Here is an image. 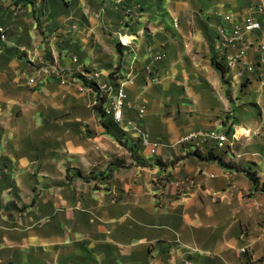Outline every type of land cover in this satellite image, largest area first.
Segmentation results:
<instances>
[{"label": "crops", "instance_id": "1", "mask_svg": "<svg viewBox=\"0 0 264 264\" xmlns=\"http://www.w3.org/2000/svg\"><path fill=\"white\" fill-rule=\"evenodd\" d=\"M14 3L24 7L19 20L0 13L6 36L0 40V264H264V68L245 70L243 79L222 73L218 36L219 28L232 27L224 16L243 24L251 7L264 0H73L55 22L61 9L54 10V0H0V9ZM126 4L141 7V15L123 28ZM254 17L264 30V16ZM69 25L77 32L58 66L97 69L104 80L120 67L119 80L134 78L127 91L145 104L142 124L159 143L141 161L128 151L131 169L112 170L110 163L124 152L115 139L102 136L98 151L106 161L98 164L92 155L83 164V171L95 175L94 184L57 186L54 196V170L35 169L26 156L6 153L5 145L9 138L16 150L26 138L23 147L39 143L51 135L44 128L54 135V117L67 116L57 123L67 129L90 120L80 79L62 85L32 73L28 64L47 62L48 52L54 57V30L64 34ZM119 37L129 44L118 49ZM258 40V34L246 36L232 49H247L242 69L256 66ZM158 53L167 55L155 68L165 77L147 84L145 68ZM32 75L40 79L29 94ZM27 97L34 107L23 104ZM209 129L228 134L232 146L215 150L233 168L201 161L191 155L194 148L177 144ZM240 130L247 134L238 137ZM40 158L41 165L54 160V151ZM235 168L255 173L259 187ZM106 171L115 176L113 185L100 177ZM164 178H191L196 185L181 194L162 185ZM44 184L48 188L36 196Z\"/></svg>", "mask_w": 264, "mask_h": 264}, {"label": "rangeland", "instance_id": "2", "mask_svg": "<svg viewBox=\"0 0 264 264\" xmlns=\"http://www.w3.org/2000/svg\"><path fill=\"white\" fill-rule=\"evenodd\" d=\"M4 3L5 2H9L10 0H2ZM54 5L55 8L54 10H56L57 8H60L61 10L54 14V22L56 21L57 17L55 15L59 14V13H63V11L66 13L68 11V8L73 5V0H54ZM259 5H263L264 4H255L253 5L251 8V12L257 8V6ZM0 11H2V9H0ZM8 12L10 13V15L12 16L13 20H19L20 16L23 15L24 13V7L18 9L17 4L14 3L13 5H7L6 7H4V10L0 13L3 12ZM123 14V19H122V27L123 28H128L132 25V23L136 20V18L138 16L141 15V7L137 6V5H128L126 4L123 8L122 11ZM227 16H224L223 20L226 24H231L229 22L226 21ZM240 24V23H239ZM1 27H3V25L0 24ZM175 26H179V23L177 22ZM231 29H226V27H222L219 28V43L221 44L222 42V36H221V32H226V35L228 36H232L233 34V30H234V25L231 24ZM65 27V26H64ZM75 27V30L72 31V33L69 34V30H72V28ZM150 28V27H149ZM60 27L58 29L54 30V39L56 40L57 45L59 46L58 49L54 50V57L52 56V52H48L47 54V62H42V63H31L28 62L29 66L31 67V72L34 73H38L40 75V77H42L43 75L41 74V69L44 67H53L58 69L61 73L62 76H64L67 79V83L63 84L61 78L59 77H53V78H57V80L60 82V84L62 85H69L70 84V79H72L73 77H75V79H79V76H83L86 77L89 74H92L93 72H97V69H77L74 71V69H67V68H60L58 66L57 63L60 57V53L62 50H64V48H66V44L70 43V41H72V37L74 36L75 32H77V26L76 25H69L68 27L65 28V32L64 34L59 33ZM149 33L151 32L150 29H148ZM119 41V45H118V49L123 47V43H122V39L121 37H119L118 39ZM240 45V44H237ZM50 51V50H48ZM21 53H24L23 51H21ZM71 53V52H70ZM221 54L223 56V62H224V67L226 69V71H229L226 67V63H225V55H226V51L223 52V48H222V44H221ZM18 57L22 58L23 56H21L20 54H15ZM159 58H161V60H159ZM167 59V55L163 54V53H158L155 54V56L153 57L152 63L151 65L147 66L145 68L147 77L145 78V81L147 84L151 83L154 84L161 82L162 78H164L165 76H162L160 74L159 71H156V65L163 63L164 61H166ZM60 61V60H59ZM165 63V62H164ZM222 68H224L223 66H221ZM219 66V69L221 70V68ZM120 67L116 68V71H114L112 74L109 75V79H102L101 76V82L104 83H108L110 84L114 89H116L117 87H119L121 84H124L126 87V92L128 94V99L126 102V107L124 108V116H125V121L128 120H134L137 121L141 127L147 132L148 136H149V140L152 143H159V141H155L152 136L150 135V133L145 129L144 125L142 124V120H138V107H144L146 108L145 104H139V102H134L130 96L129 93L127 91V86L130 84L134 83V78H129V77H124L122 80H119L120 78L117 77V74L119 73V71H117ZM225 71V73H226ZM165 74H169V72H165ZM42 75V76H41ZM164 75V74H163ZM120 76V75H118ZM37 78L36 80L40 79L39 76H31V78ZM44 77V76H43ZM63 77V78H64ZM47 78V77H45ZM29 79V80H30ZM104 81V82H103ZM120 81V82H119ZM74 83V81L72 82ZM80 84H82V86H79L78 91L82 92V93H86V98L90 100V120H83V121H77L75 123V126L73 129H67L64 126L58 125L57 123L61 124L59 122L63 121L64 119H67V116H62L60 118H56L54 117V135L53 133V129L52 132L51 130H46L47 128L40 129V131L42 132H48L51 135L44 138H40L38 141L39 143H35V144H29V146L23 147V144L26 141H29V139H25L20 146L19 149L20 150H16V148H14L13 145V140L12 138H9L8 142L6 143V153H17L16 155L18 157H24L26 156L27 159H29L30 164L34 166L35 169H43L45 170L46 168L49 169H53L54 170V196H55V192H56V188L57 186H63L66 185L67 183L69 185H72L73 182H75L76 185L78 184H94L93 181V177L95 176L93 173H88L86 171H83V164L89 159V156H94L96 159H98L96 162L99 164L100 161L105 160L106 158L103 157V154H101L98 151V148L101 149V141H98V139L100 140V138L102 136H105L106 134L109 135L110 137H112L113 139H115L118 143V145L122 148V151L124 152L123 155L119 158H121L122 160H117L116 162H112L110 163V165L112 166V170L114 169H131L134 164L132 163V165L127 166L126 163L128 162L129 159V152L132 153L131 155L133 157H137L139 161H141V155L142 153H144L147 148H144L142 146V141L143 138H140L136 135V133H134L132 131V129H127L125 125H119L116 124L113 120V117L111 115H108V113L106 112V109L111 105L112 100H109L108 98H106V102H104L103 105V110L105 112V115H102V113L99 112V110L97 109V105H99L101 103V98L102 96H106L105 94H101L98 95L93 89H91L88 86L83 85V83L80 80ZM31 84L30 81H28V89L27 92L30 94V92H33L34 90L31 88ZM81 87V88H80ZM26 106H35V104L31 101L30 97H27L25 103ZM127 117L129 118H126ZM44 122L46 121L45 118L42 119ZM57 120V122H56ZM44 126H47V124H44ZM107 126V128L105 127ZM104 128V132H101L100 128ZM108 129V130H107ZM54 141V142H53ZM18 148V147H17ZM210 149H205V150H201L200 152L203 153L205 152L206 154L209 153ZM54 151V160H49L48 162H42L44 163L43 165H41V154L43 152L48 153V155L50 156ZM129 151V152H128ZM215 154L216 150L214 151ZM25 153V154H22ZM46 155V154H45ZM49 157H46V159ZM45 159V161H46ZM53 159V158H52ZM104 162V161H103ZM138 164V166L143 167L142 163L136 162ZM100 164H102L100 162ZM230 165V164H229ZM6 168H9V166H7ZM69 168V170H73V172H71L69 175L67 174L66 170ZM99 168V167H97ZM70 170V171H71ZM100 172V171H99ZM96 173V174H99ZM83 174L84 178L89 179V181H84L83 179L79 178V174ZM77 178H76V177ZM2 176L0 175V180H1ZM79 178V179H78ZM115 176L112 175L110 177V179L107 181L108 185H113L114 181H115ZM83 180V181H82ZM97 184V183H96ZM47 185L44 184L43 187L41 188L42 190H38L36 189L35 194L37 196V194H40V196L43 194V191H46L45 189H47L48 187H46Z\"/></svg>", "mask_w": 264, "mask_h": 264}, {"label": "built area", "instance_id": "3", "mask_svg": "<svg viewBox=\"0 0 264 264\" xmlns=\"http://www.w3.org/2000/svg\"><path fill=\"white\" fill-rule=\"evenodd\" d=\"M254 15L264 16V6L259 5L255 8L249 17H247L243 24H239L237 19L234 16H227L225 19L227 22L234 25V30L232 36L226 35V32H221L222 36V48L223 52L226 51L225 63L229 71H232L236 74L237 78L243 79L245 77V70H249L251 74L257 69V66L261 69L264 68V30L259 21L256 20ZM178 28V26H175ZM75 30V27L72 30H69V34ZM259 35V40L254 50V55L256 57V66L245 64L244 68L243 63L247 58L248 51L247 49H239L236 52H232L237 44H244V38L249 35ZM0 40L4 42L6 36L4 29L0 27ZM161 60V58H159ZM77 63V58L74 60ZM58 69L53 67H44L41 69V74L47 78L59 77L62 80L63 84L67 83V79L61 75ZM64 77V78H63ZM89 82L95 83L99 87V91L102 94L106 95V98L112 100L111 105L106 109L108 115L113 117V120L116 124L125 125L127 129H132L134 133L140 138H143L142 146L144 148L150 149L152 154H155L158 148L157 143H152L149 140L147 132L141 127V125L134 120L125 121L124 108L126 107V102L128 99V94L126 92V87L124 84H121L119 87L114 89L110 84L101 82V74L98 72H93L85 77ZM30 84L34 85L36 83L35 78H31ZM138 120H144L146 115V108L138 107ZM178 145L184 146L189 145L194 150H205L208 148H218L226 150L228 147L232 146V143L229 140L228 134L224 131H219L217 129L209 130H197L189 133L188 135L182 137L178 142ZM162 185L172 186L178 193H188L195 187V181L193 179L185 180H168L167 178L162 179ZM161 184V183H160ZM245 252V250H242ZM183 264H193L190 260H185Z\"/></svg>", "mask_w": 264, "mask_h": 264}, {"label": "trees", "instance_id": "4", "mask_svg": "<svg viewBox=\"0 0 264 264\" xmlns=\"http://www.w3.org/2000/svg\"><path fill=\"white\" fill-rule=\"evenodd\" d=\"M221 67V66H220ZM222 68V67H221ZM222 73L225 74L226 69L222 68L221 69ZM79 79L81 80V82L83 83V85L90 87L91 89H93L98 95H100V91H99V87L97 84L95 83H91L89 82L85 77L83 76H79ZM104 102H106V96H102L101 98V103L99 105H97V109L99 110L100 113H102V115H105V112L103 110V105ZM107 128V126H105ZM108 130V129H107ZM209 153L207 154V156H204L199 150H195L194 152H191V155L197 157L199 160L201 161H214L217 162L220 166L225 167V168H233L231 165L227 164L226 162L223 161V159L215 154V149L214 148H208ZM111 171V168H109ZM237 171H243L246 176L253 181V183L255 184V186L258 188L259 187V180L256 176L255 173L249 171V170H244V169H240V168H235ZM107 175H104V174ZM105 173L100 174L103 179H109L111 177V175L109 174V171H106ZM79 178L83 179L84 181H89V179L84 178L83 174H79L78 175ZM94 179V178H92ZM264 192V189L262 190Z\"/></svg>", "mask_w": 264, "mask_h": 264}, {"label": "bare ground", "instance_id": "5", "mask_svg": "<svg viewBox=\"0 0 264 264\" xmlns=\"http://www.w3.org/2000/svg\"><path fill=\"white\" fill-rule=\"evenodd\" d=\"M122 42L124 43V44H126V45H128L129 44V42H130V40H129V38H123L122 39ZM247 134V132L245 131V130H240L239 132H238V134H237V136L238 137H240L241 135H246ZM249 135V134H248ZM242 137V136H241Z\"/></svg>", "mask_w": 264, "mask_h": 264}]
</instances>
